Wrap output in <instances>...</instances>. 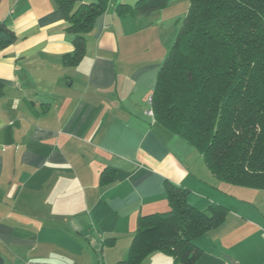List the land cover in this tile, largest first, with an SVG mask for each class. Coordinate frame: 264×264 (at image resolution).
Here are the masks:
<instances>
[{"label": "crops", "instance_id": "crops-1", "mask_svg": "<svg viewBox=\"0 0 264 264\" xmlns=\"http://www.w3.org/2000/svg\"><path fill=\"white\" fill-rule=\"evenodd\" d=\"M138 1L108 0L81 58L56 0L0 3L18 37L0 51V264H120L139 218L171 209V185L225 209L194 264H264V191L220 184L147 114L190 0L148 16ZM140 264L182 263L156 251Z\"/></svg>", "mask_w": 264, "mask_h": 264}, {"label": "trees", "instance_id": "trees-1", "mask_svg": "<svg viewBox=\"0 0 264 264\" xmlns=\"http://www.w3.org/2000/svg\"><path fill=\"white\" fill-rule=\"evenodd\" d=\"M56 1L81 58L85 34L108 0ZM166 3L139 0L132 11L148 16ZM17 41L0 19V51ZM151 105L161 124L202 155L220 184L264 191V0H190ZM167 193L171 209L139 218L129 257L120 264H140L156 251L182 264L202 255L194 242L223 222L225 209L200 211L180 187L171 185Z\"/></svg>", "mask_w": 264, "mask_h": 264}, {"label": "built area", "instance_id": "built-area-1", "mask_svg": "<svg viewBox=\"0 0 264 264\" xmlns=\"http://www.w3.org/2000/svg\"><path fill=\"white\" fill-rule=\"evenodd\" d=\"M11 13H13V11H11ZM147 114L150 115V116H154L153 109H150V110L147 112Z\"/></svg>", "mask_w": 264, "mask_h": 264}]
</instances>
